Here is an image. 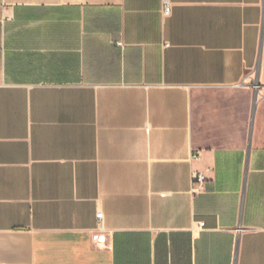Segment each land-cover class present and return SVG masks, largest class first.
Listing matches in <instances>:
<instances>
[{
  "label": "crops",
  "instance_id": "1",
  "mask_svg": "<svg viewBox=\"0 0 264 264\" xmlns=\"http://www.w3.org/2000/svg\"><path fill=\"white\" fill-rule=\"evenodd\" d=\"M0 264H264V0H0Z\"/></svg>",
  "mask_w": 264,
  "mask_h": 264
},
{
  "label": "built area",
  "instance_id": "2",
  "mask_svg": "<svg viewBox=\"0 0 264 264\" xmlns=\"http://www.w3.org/2000/svg\"><path fill=\"white\" fill-rule=\"evenodd\" d=\"M163 12H164V14H168L170 12V5L169 4H166L164 6ZM251 87L254 90H258L259 87H260V84L258 82H254L251 85ZM192 157H194L193 154H192ZM204 181H205V175L202 172H198V171L197 172H192V186H191V190L193 192H199L203 188ZM96 217L99 220L100 228H102L103 227V224H102V217H103L102 211H97ZM100 237H101V235L99 233H96V234H93L92 239L94 241H99Z\"/></svg>",
  "mask_w": 264,
  "mask_h": 264
}]
</instances>
